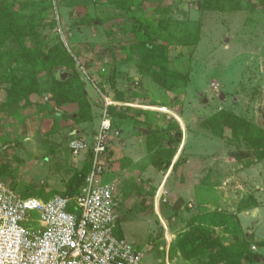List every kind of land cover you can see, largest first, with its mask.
Instances as JSON below:
<instances>
[{
    "label": "rangeland",
    "instance_id": "rangeland-1",
    "mask_svg": "<svg viewBox=\"0 0 264 264\" xmlns=\"http://www.w3.org/2000/svg\"><path fill=\"white\" fill-rule=\"evenodd\" d=\"M4 16L23 33L0 29V176L17 196L74 195L90 161L69 142L92 138L109 101L121 137L102 183H116L117 234L144 252L141 264H210L212 252L186 260L178 242L193 216L237 212L244 195L261 207L243 228L264 239L263 0H0ZM35 52L71 60L35 68ZM56 77H78L86 98L72 101ZM213 118L237 128L234 143ZM216 232L244 256L258 246Z\"/></svg>",
    "mask_w": 264,
    "mask_h": 264
},
{
    "label": "built area",
    "instance_id": "built-area-1",
    "mask_svg": "<svg viewBox=\"0 0 264 264\" xmlns=\"http://www.w3.org/2000/svg\"><path fill=\"white\" fill-rule=\"evenodd\" d=\"M111 106L105 102L92 139L77 136L69 142L74 157L91 158L74 197L23 198L0 176V264H141L144 252L117 234V186L102 183L108 151L121 137Z\"/></svg>",
    "mask_w": 264,
    "mask_h": 264
},
{
    "label": "trees",
    "instance_id": "trees-1",
    "mask_svg": "<svg viewBox=\"0 0 264 264\" xmlns=\"http://www.w3.org/2000/svg\"><path fill=\"white\" fill-rule=\"evenodd\" d=\"M18 26H20V22H19V19L17 18L15 19V16H6V17L4 16L2 19H0V29H5L4 32L5 33L7 32L6 34L10 33L11 31V32L18 33L19 35L23 36V33L20 30L18 31V29H20ZM165 48L166 47H164L163 49ZM163 49L160 46L156 47L155 44L147 45L148 54L155 55L156 53L155 55L156 59L159 57H165V53ZM34 54L35 55H34L33 65L35 68L41 67L44 61H48L49 59L53 60L54 58H56L57 60L56 62L62 63L64 65L69 63L68 61L71 60V59H66L64 56L49 57L48 55H44L41 52H38V53L35 52ZM65 56L69 57L67 53H65ZM55 66L57 67V65ZM34 77L35 76H32V80L34 79ZM55 83L60 87L69 88L70 98L72 101L78 100L81 98H86V93L84 92L85 90L84 84L80 81L78 82V77L76 78L72 77L71 79H67L66 81H62L61 78L56 77ZM18 90L22 91V89H18ZM123 110L125 109L123 108ZM217 119L218 118L209 119L206 121V123L212 129H214L218 137L224 138L227 136L229 141L234 143L235 141L233 139V134H237L236 133L237 128L235 129L232 128L233 130L229 132V130L227 129L225 130L223 126H219L217 124ZM114 124H115V120H114ZM239 129L242 130V132L246 131L242 129V126L239 127ZM235 138H236V141L239 140L238 137H235ZM249 140L251 141V139ZM261 147H264V145H261ZM87 159L91 161L90 155H88ZM263 160H264V151L258 154L257 163H260ZM172 164H173L172 159L169 158L166 160L165 163L161 164V168L168 169L171 167ZM253 164L254 163H250V162L246 163L248 167L252 166ZM90 170H91V164L86 165L85 170L77 174L80 183L78 185V189H76V191L73 193L74 195L64 194L63 196L74 197L75 195H77L83 188L85 180ZM190 225H191L190 230L178 242V248L181 251V254L184 259L186 260L196 259L202 254H205L207 252H212V254L210 255V259H211L210 264H249L250 262L259 263V264L264 263V258L260 255L254 254L252 251L247 252L244 256V253H242L244 251V248L241 246V244L238 245V247H236L234 250L228 249L223 243L222 236L216 232V230L219 228L225 229V230L234 229L236 241L241 240V242L243 241L244 245L248 247L251 244H257L258 246L264 247V241H258L254 234L246 233L242 230L241 227H239L240 224L237 220L236 215L226 213L224 211H210L207 213L198 214V215L193 216V218L191 219ZM203 225L209 226L212 229V231L206 230L203 227Z\"/></svg>",
    "mask_w": 264,
    "mask_h": 264
},
{
    "label": "crops",
    "instance_id": "crops-1",
    "mask_svg": "<svg viewBox=\"0 0 264 264\" xmlns=\"http://www.w3.org/2000/svg\"><path fill=\"white\" fill-rule=\"evenodd\" d=\"M69 104V103H68ZM112 113V112H111ZM115 120V119H114ZM100 125V124H99ZM114 126H115V128L116 129H118L117 127H116V125L114 124ZM99 128V127H98ZM98 128L96 129V132H97V130H98ZM120 130V129H119ZM96 132L94 133V134H96ZM121 132V131H120ZM93 134V135H94ZM74 135H78V133L77 134H74ZM77 137V136H76ZM79 137V136H78ZM93 137V136H92ZM90 139H92V138H90ZM120 140V139H119ZM118 145V144H117ZM119 146V145H118ZM70 151V150H69ZM70 153H71V151H70ZM72 155V154H71ZM82 157H84V160H85V157H86V159H87V157H88V154H83V156ZM79 158V157H78ZM107 160H108V162H109V156H108V158H107ZM109 164V163H108ZM109 166V165H108ZM107 172V171H106ZM4 180V179H3ZM112 183H115V182H112ZM116 184V183H115ZM257 198V197H256ZM255 199H254V197L250 194V197H248L247 195H244L243 197H242V202L240 201L239 202V204H238V207H237V212H232V211H224V212H226V213H230V214H234V215H236V217H237V220H238V222H239V224H240V226H241V228L244 230V224H243V221L241 220V216H244L248 211H250L251 209H254V210H257V209H259V207H261V204L259 203V199H257V201L255 202L254 201ZM240 204H242L241 206H243V207H239L240 206ZM259 205V206H258ZM219 211H223V210H221V209H219ZM245 231V230H244ZM246 232V231H245ZM246 233H250V232H246ZM250 234H254L255 236H256V239L257 240H259V241H264V239H261V238H259L255 233H250ZM258 247V248H257ZM255 246V251L253 252L254 254H256V255H260V256H262L263 258H264V252H263V250H264V247H261V246ZM249 264H259V263H249ZM264 264V263H263Z\"/></svg>",
    "mask_w": 264,
    "mask_h": 264
},
{
    "label": "water",
    "instance_id": "water-1",
    "mask_svg": "<svg viewBox=\"0 0 264 264\" xmlns=\"http://www.w3.org/2000/svg\"><path fill=\"white\" fill-rule=\"evenodd\" d=\"M67 79H68V78H67ZM67 79H65V80H67ZM65 80H64V81H65ZM203 102L206 103V102H207V99L203 100Z\"/></svg>",
    "mask_w": 264,
    "mask_h": 264
}]
</instances>
